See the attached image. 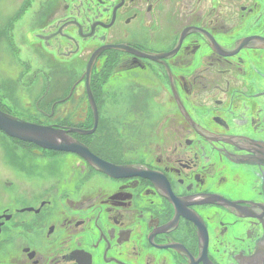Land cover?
<instances>
[{"label": "flooded vegetation", "instance_id": "af4514ba", "mask_svg": "<svg viewBox=\"0 0 264 264\" xmlns=\"http://www.w3.org/2000/svg\"><path fill=\"white\" fill-rule=\"evenodd\" d=\"M32 19L27 91L50 120L35 123L95 128L68 135L122 170L0 130V264L252 255L264 237V0H46ZM17 33L0 32L14 57Z\"/></svg>", "mask_w": 264, "mask_h": 264}, {"label": "rangeland", "instance_id": "374dc122", "mask_svg": "<svg viewBox=\"0 0 264 264\" xmlns=\"http://www.w3.org/2000/svg\"><path fill=\"white\" fill-rule=\"evenodd\" d=\"M45 1L0 0V32L5 39L8 38V33L12 31H18L17 34L20 36V38L15 36L14 43L19 53L15 57L7 53L6 45H0L1 51H3V54H0V60L4 61L6 67L9 66L8 69L14 68L13 70H15L14 73L6 71L5 75L0 74V103L4 104L9 111H12L21 120L42 124H47L50 120L37 113L33 102L34 96L30 97L29 94L31 95L32 92L29 93L27 90L32 88L30 80L34 72L29 49L31 47L29 38L31 29L32 26H35L32 16L34 11L40 7L41 2L43 5ZM16 57L20 58V64L15 62ZM21 74L25 75L22 79ZM15 91V96L11 97ZM21 98H24L25 101L21 102ZM59 116L61 117V115ZM51 122H54V118L51 119Z\"/></svg>", "mask_w": 264, "mask_h": 264}, {"label": "water", "instance_id": "95a60500", "mask_svg": "<svg viewBox=\"0 0 264 264\" xmlns=\"http://www.w3.org/2000/svg\"><path fill=\"white\" fill-rule=\"evenodd\" d=\"M256 42L254 39L246 40L241 47ZM264 48V42L259 45ZM88 68V73H89ZM88 79V78H87ZM89 82V81H88ZM88 84V83H87ZM90 101L94 107L93 97L90 95ZM95 124L98 122V113L94 109ZM0 130L11 138L18 139L25 143H31L42 149L55 150L60 152H72L84 157L97 170L113 174L122 170L114 167L100 159L96 158L89 149L68 135L69 132H78L82 134H91V131L84 132L76 129H64L53 126L40 125L27 122L18 117L4 113L0 110ZM240 264H264V237L258 241L254 253L248 257L239 260Z\"/></svg>", "mask_w": 264, "mask_h": 264}, {"label": "bare ground", "instance_id": "6f19581e", "mask_svg": "<svg viewBox=\"0 0 264 264\" xmlns=\"http://www.w3.org/2000/svg\"><path fill=\"white\" fill-rule=\"evenodd\" d=\"M24 98H25V97H24ZM24 98H21L20 101H21V102L25 101ZM26 100H27V98H26Z\"/></svg>", "mask_w": 264, "mask_h": 264}]
</instances>
